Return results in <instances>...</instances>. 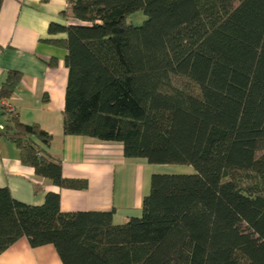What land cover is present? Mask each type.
Listing matches in <instances>:
<instances>
[{
	"label": "trees",
	"instance_id": "16d2710c",
	"mask_svg": "<svg viewBox=\"0 0 264 264\" xmlns=\"http://www.w3.org/2000/svg\"><path fill=\"white\" fill-rule=\"evenodd\" d=\"M66 2L48 25L64 37L47 39L66 52L63 134L191 170L152 173L140 215L121 223L113 208L62 211L57 191L28 204L0 186V253L25 237L63 264H264V0ZM136 10L146 18L128 23ZM20 79L8 70L0 99ZM6 113L22 164L87 187L43 149L50 133Z\"/></svg>",
	"mask_w": 264,
	"mask_h": 264
},
{
	"label": "crops",
	"instance_id": "0c3cea01",
	"mask_svg": "<svg viewBox=\"0 0 264 264\" xmlns=\"http://www.w3.org/2000/svg\"><path fill=\"white\" fill-rule=\"evenodd\" d=\"M66 0H2L0 5V87L8 70H17L21 79L6 98L23 123H38L52 135L43 149L62 163L65 177L86 179L85 189L59 188L18 159L15 144L0 134V186L8 187L13 198L40 204L47 191L60 195L62 211L114 209V222L121 223L141 213L143 196L154 172L147 174L141 158H126L122 145L62 131L67 68L65 50L47 39L64 37L50 34L51 21L63 22L60 12ZM51 61V63L49 62ZM0 99V121L4 113ZM145 160V159H144ZM134 165L137 166L133 173ZM166 168V165L165 167ZM131 169V170H130ZM117 172L119 173L118 178ZM136 176L135 183H133ZM0 264H63L52 244L31 246L21 237L0 253Z\"/></svg>",
	"mask_w": 264,
	"mask_h": 264
},
{
	"label": "rangeland",
	"instance_id": "374dc122",
	"mask_svg": "<svg viewBox=\"0 0 264 264\" xmlns=\"http://www.w3.org/2000/svg\"><path fill=\"white\" fill-rule=\"evenodd\" d=\"M146 18V15L143 13L142 10H136L132 13H130L126 20L128 23H131V24H135V25H138V24H141V22ZM143 163H145V172H147V174L150 172H153V170H160V171H170V170H177V171H180V167L182 166H171V165H166V168L165 165L163 164H152V163H148L146 160H144L143 158H141ZM133 173L135 174L136 173V170H137V166L134 165L133 167ZM131 170V169H130ZM182 170L186 171V170H191L189 167H186V168H183ZM119 176V173L117 172V176L116 178H118ZM135 179H136V176L134 177V180H133V183H135ZM137 180V179H136Z\"/></svg>",
	"mask_w": 264,
	"mask_h": 264
},
{
	"label": "built area",
	"instance_id": "2783aa9c",
	"mask_svg": "<svg viewBox=\"0 0 264 264\" xmlns=\"http://www.w3.org/2000/svg\"><path fill=\"white\" fill-rule=\"evenodd\" d=\"M1 103L6 112L13 113L15 111L14 107L10 105L8 102H6L5 98L1 99ZM3 129H4V123L0 121V134Z\"/></svg>",
	"mask_w": 264,
	"mask_h": 264
},
{
	"label": "bare ground",
	"instance_id": "6f19581e",
	"mask_svg": "<svg viewBox=\"0 0 264 264\" xmlns=\"http://www.w3.org/2000/svg\"><path fill=\"white\" fill-rule=\"evenodd\" d=\"M12 114V113H11Z\"/></svg>",
	"mask_w": 264,
	"mask_h": 264
}]
</instances>
